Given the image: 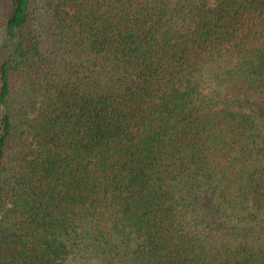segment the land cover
I'll use <instances>...</instances> for the list:
<instances>
[{
    "label": "trees",
    "instance_id": "obj_1",
    "mask_svg": "<svg viewBox=\"0 0 264 264\" xmlns=\"http://www.w3.org/2000/svg\"><path fill=\"white\" fill-rule=\"evenodd\" d=\"M0 264H264V0H0Z\"/></svg>",
    "mask_w": 264,
    "mask_h": 264
}]
</instances>
